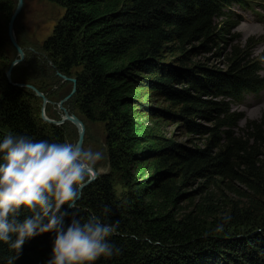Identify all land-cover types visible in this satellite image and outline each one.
I'll use <instances>...</instances> for the list:
<instances>
[{"label": "trees", "instance_id": "obj_1", "mask_svg": "<svg viewBox=\"0 0 264 264\" xmlns=\"http://www.w3.org/2000/svg\"><path fill=\"white\" fill-rule=\"evenodd\" d=\"M49 1L63 15L39 64L22 60L8 82L5 28L16 4L0 0V140L65 142L66 123H41L37 97L15 84L47 99L62 81L56 73L76 80L69 100L83 125L101 126L107 167L82 189L78 214L119 220L109 239L120 254L94 264H264V114L238 129L243 114L231 108L264 91V55H252L254 38L241 45L231 10L255 0ZM202 56L223 59V68L196 61ZM150 94L167 109L147 104ZM165 119L188 145L164 138ZM52 238L27 240L14 264H45ZM13 254L0 243V264Z\"/></svg>", "mask_w": 264, "mask_h": 264}, {"label": "clouds", "instance_id": "obj_2", "mask_svg": "<svg viewBox=\"0 0 264 264\" xmlns=\"http://www.w3.org/2000/svg\"><path fill=\"white\" fill-rule=\"evenodd\" d=\"M102 155L82 144L22 134L0 140V243L14 250L7 264H14L27 240L42 233L53 234L45 264H94L120 254L109 239L119 220L84 218L76 206ZM62 206L75 211L66 213ZM103 213L108 216L111 209L106 205Z\"/></svg>", "mask_w": 264, "mask_h": 264}, {"label": "rangeland", "instance_id": "obj_3", "mask_svg": "<svg viewBox=\"0 0 264 264\" xmlns=\"http://www.w3.org/2000/svg\"><path fill=\"white\" fill-rule=\"evenodd\" d=\"M17 5L18 0H13ZM251 5L250 10L242 11L238 6H233L231 10L236 16H239L240 23L234 29L235 34L239 38V42L243 45L251 38L256 39L252 47V55L259 57L264 55V0H255ZM63 15V9L49 0H22L21 10L14 21L13 32L16 42L23 52V60L29 58L35 64H39V48L42 42L51 34L53 27ZM6 24V38H7ZM245 28V29H243ZM6 54L9 64L17 58V54L9 41L6 43ZM196 61H200L207 66H214L215 68H223V59L213 58V56L197 57ZM39 73V74H36ZM11 75V74H10ZM33 75L42 76L40 79L47 80L43 77V72L34 71ZM72 84L65 81H56V85L49 89L47 100L49 101L44 108V115L48 119L59 120L62 116L60 108H64L68 113L77 116L73 106L72 100H67L61 106L58 103L71 92ZM148 90H144L143 94H147ZM150 99L147 104L151 107L155 106L161 110L167 109V105L161 101V98L150 94ZM234 112H241L243 119L238 123V129H242L249 121H256L264 114V91L258 95H247L240 103H235L231 106ZM36 116L41 123L48 125V123L40 119L42 103L39 98L35 102ZM78 117V116H77ZM66 141L77 142V129L65 122ZM159 132L164 138H169L174 143L188 145L190 138L188 135L179 132V128L171 124L170 119H165V124L160 128ZM104 134L99 124L84 125V139L82 145L86 148L91 147L94 150L102 152V158L96 163L95 170L97 173L107 171L106 158L103 148ZM202 181H198L193 186L185 189V192L192 193L197 190ZM240 186V185H239ZM241 187V186H240ZM242 188V187H241ZM244 189V188H242ZM120 186L116 187V191H121ZM198 194L197 192L194 194ZM198 196V195H196ZM186 203H180V209H185Z\"/></svg>", "mask_w": 264, "mask_h": 264}, {"label": "water", "instance_id": "obj_4", "mask_svg": "<svg viewBox=\"0 0 264 264\" xmlns=\"http://www.w3.org/2000/svg\"><path fill=\"white\" fill-rule=\"evenodd\" d=\"M21 6H22V0H18L16 8H15V11H14L13 15L11 16L10 20L8 21V25H7V40L9 41L11 46L14 48V50H15V52L17 54V58L14 61H12V63H10V65L8 67V70L6 71V74H5L6 79H7L8 82H10V74H11L12 69L18 63H20L23 60V57H24L22 49L20 48V46L16 42V39L14 37V32H13L14 21H15L16 17L18 16V14H19V12L21 10ZM56 76L59 77L62 81L69 82V83L72 84L71 92L68 95H66L58 103V105L61 106L62 103H64L65 101L69 100L74 95L75 87H76V80L72 79V78H67L66 76H63V75H61L59 73H56ZM15 86L18 87V88L29 89L34 94L35 97H37V98H39L41 100L42 109H41V113H40V119L42 121L48 123L49 125H54V126H60V125H63L65 122H69L70 124H72L77 129L78 138H77V142L76 143L77 144H82L83 143V139H84V125H83V123L80 121V119L78 117H76L74 114L68 113L64 108H60V110L62 111V116L60 117L59 120L48 119L44 115V108H45L46 104L49 103V101L44 97V95L42 93H40L36 88H34L31 85L15 84ZM97 174L98 173L95 170V172L93 173L95 178H96ZM88 184H86L84 187H86ZM69 210H70V208H66L64 211L66 213H68Z\"/></svg>", "mask_w": 264, "mask_h": 264}, {"label": "bare ground", "instance_id": "obj_5", "mask_svg": "<svg viewBox=\"0 0 264 264\" xmlns=\"http://www.w3.org/2000/svg\"><path fill=\"white\" fill-rule=\"evenodd\" d=\"M240 10H243V9L241 8ZM243 29H245V28H243Z\"/></svg>", "mask_w": 264, "mask_h": 264}]
</instances>
